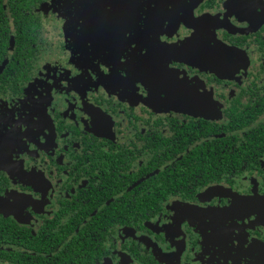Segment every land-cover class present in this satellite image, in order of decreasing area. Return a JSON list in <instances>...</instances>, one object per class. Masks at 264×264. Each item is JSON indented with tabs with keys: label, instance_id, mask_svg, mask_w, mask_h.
I'll return each instance as SVG.
<instances>
[{
	"label": "flooded vegetation",
	"instance_id": "af4514ba",
	"mask_svg": "<svg viewBox=\"0 0 264 264\" xmlns=\"http://www.w3.org/2000/svg\"><path fill=\"white\" fill-rule=\"evenodd\" d=\"M74 4L0 0V264H264V0Z\"/></svg>",
	"mask_w": 264,
	"mask_h": 264
},
{
	"label": "rangeland",
	"instance_id": "374dc122",
	"mask_svg": "<svg viewBox=\"0 0 264 264\" xmlns=\"http://www.w3.org/2000/svg\"><path fill=\"white\" fill-rule=\"evenodd\" d=\"M93 0H74V8L72 9V13L76 14L77 20L81 23H84L85 16L87 12L91 11L92 7L89 5V8H87L88 3H90ZM74 38H76V35H74ZM0 111H6L5 108L0 107Z\"/></svg>",
	"mask_w": 264,
	"mask_h": 264
}]
</instances>
